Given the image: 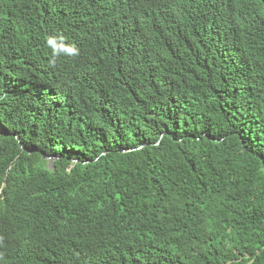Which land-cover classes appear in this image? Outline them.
Wrapping results in <instances>:
<instances>
[{
	"label": "trees",
	"instance_id": "16d2710c",
	"mask_svg": "<svg viewBox=\"0 0 264 264\" xmlns=\"http://www.w3.org/2000/svg\"><path fill=\"white\" fill-rule=\"evenodd\" d=\"M117 1L0 0V264H264V0Z\"/></svg>",
	"mask_w": 264,
	"mask_h": 264
},
{
	"label": "clouds",
	"instance_id": "9594fccd",
	"mask_svg": "<svg viewBox=\"0 0 264 264\" xmlns=\"http://www.w3.org/2000/svg\"><path fill=\"white\" fill-rule=\"evenodd\" d=\"M99 4L104 3L109 0H98ZM212 1V0H210ZM122 17V9L117 0H111L110 5L107 7L106 13L98 17L97 22H102L104 24L112 23V25H120V20ZM47 45L52 50V58L50 60V66H55L57 59L61 55H76L78 54V49L73 45L65 43V38L63 35L59 36H49L47 38Z\"/></svg>",
	"mask_w": 264,
	"mask_h": 264
}]
</instances>
